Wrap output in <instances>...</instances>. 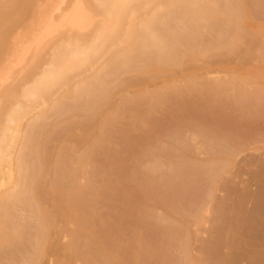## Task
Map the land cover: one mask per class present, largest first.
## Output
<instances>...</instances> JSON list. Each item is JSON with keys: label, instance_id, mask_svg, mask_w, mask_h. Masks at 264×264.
Masks as SVG:
<instances>
[{"label": "bare ground", "instance_id": "6f19581e", "mask_svg": "<svg viewBox=\"0 0 264 264\" xmlns=\"http://www.w3.org/2000/svg\"><path fill=\"white\" fill-rule=\"evenodd\" d=\"M218 56H238L246 66H248L250 61L254 58L264 62V0H0V264H6L3 262L5 261L3 258L6 259V257L9 256L6 255V257L3 256L2 258L1 254H3V251L11 248V251H13V248L22 241L23 243L31 241V244L29 243L31 249L28 250V255H30L28 259L26 257V262H28V264H43V259L46 258V255L56 250L59 251V247L52 244V241L56 236L59 237L60 234L70 237L71 241L68 243L66 242L64 250L72 254V259H79L80 256L78 255L79 252L77 249L84 248V253L83 255L81 254L80 258L83 264H91V262L94 261V257L95 260H97L96 256L100 259L98 261H102V259L105 260L103 264H141L143 253L148 251L150 253L151 250L154 251L151 247L148 249L149 243L147 245L148 247H146V244H142L145 241L142 242L139 236L135 240L133 238L131 244L127 245V247L129 246L127 249L130 250V257L128 256L129 253L126 252L127 249L125 250L124 254L128 253L126 256L127 258L129 257V260L125 261L124 259L126 258L122 259L119 256L118 246L116 245L117 249H113L110 244L114 242L112 245H115L117 234L114 235L115 233L110 231L112 229L109 230L105 227H97V222L95 223L94 219L96 215L93 211L94 207L89 211H81L86 209L82 206V200L90 193L89 186L85 184L84 181L92 177L87 176L89 173L88 171H90L89 164L91 163L88 152L86 151V154L83 153V155L72 157L79 151L80 147L89 145L95 138L97 130L102 125V123L98 121L102 118L106 119L107 116L112 113V106H115L113 105L114 100L120 92L125 93L129 91V88L133 89V92L136 93L143 90V94H147V98H149L151 102H156L157 98L161 95L163 97V94L164 98H166L165 88L167 87H162L163 89L159 88L160 90L157 89V91L154 90L150 92L147 90V87L151 80L166 75H172L176 69L183 67L188 62H192L191 64L197 67L200 61L210 60ZM263 62H260L261 65L258 64V67H256L254 77H244L239 74H230L224 77L214 76L211 78L201 76L199 78L190 79V82L195 83V88L196 84H202L201 86L204 85V88L206 84V89H209L215 94L224 95L237 104L246 100H264ZM210 67V63H208L203 67L204 71L207 73ZM260 81H263V85H259ZM197 87L200 86L197 85ZM125 102L124 104L128 103ZM121 105H123V103ZM125 106L127 107V105ZM154 107L152 109H154ZM53 117L55 120L51 121ZM143 118L141 119L143 120ZM138 120L139 119L136 121ZM192 121L189 122L190 125L188 123H185V125L188 124L191 127ZM144 126H146V123ZM183 126L184 125H182V127ZM184 127L186 128V126ZM208 127L205 128L208 130ZM178 128L177 125V129ZM247 128L248 127H246V129ZM152 129L149 130H151L153 134ZM214 129L217 130L218 128ZM60 133L64 134L62 135L63 141L73 143L69 146V149L67 148L65 150L66 146L64 148V145L61 147L62 145H60V143L62 140L57 138V134ZM197 133L198 134H195L193 139L196 141L198 137L201 138L203 147H209L208 145H210L211 140L213 141L216 138L207 136L206 134L208 132H204L205 135L201 131ZM240 133L242 135V130ZM208 134H210V130ZM245 134H247V132ZM97 136L100 137L101 135L97 134ZM219 136L218 138H221L223 135ZM148 137L151 136L149 135ZM148 137L147 140H149ZM153 139L156 140V137ZM97 140L98 138L96 141L94 140L96 145ZM219 141L220 139L217 142ZM102 143L103 142H101V144ZM95 151L93 150V152ZM211 151L219 152L221 150L213 148ZM229 154L230 153H228V155ZM66 157H68V159L70 158L69 161H71L72 158L70 162L72 164V169H70L71 166L69 165L70 171H68L72 176V185H70L69 188H66V186L62 188L61 185H47V177L56 167H59L60 163H65L63 159ZM91 161H93V158H91ZM172 163L165 164L163 160L157 159L151 164L153 166L150 165V168L148 167L146 169L147 173L142 171L145 175V179L140 177L141 180L138 178L139 180L137 183L135 182L136 184L134 185H123V187L125 186L124 191L126 194L123 195L122 193L121 195H128L130 198L135 196L141 197L142 199L139 200H142L143 203L145 201L146 205H152L153 203H149L151 201L156 203L155 205L153 204L152 207L160 206L163 207V209L168 207L169 212H166L167 214L162 217L164 219H169L170 222H172L171 225L179 224L178 226L180 228L182 220L185 219L181 218L178 220L170 218L174 215L177 208L172 207L169 202L170 205L167 203V200H165L167 197L164 199L158 196L159 194L158 192L156 193L157 190L154 187V183L157 182H153L154 180L152 178L153 173L156 174L158 170L163 169L165 166H167L172 173H177L179 166L178 169H176L174 167L175 164L172 165ZM228 163L229 160L226 159L224 164H217L212 161L203 165V168L207 170L206 172H210V186L213 188L212 191L217 185ZM121 166L123 168L124 165L122 164ZM57 172L59 173V171ZM91 172L92 171H90V173ZM65 174H67V172H63L62 175L66 176ZM138 174H140L138 176H142L141 172ZM59 175L62 176L60 173ZM71 176H68V178ZM58 178L59 177H57V179ZM106 180H108V178ZM91 181H93V179ZM114 181H116L115 178ZM59 182L61 183V180H59ZM104 182H107L108 185L106 186L103 184V186L100 184L101 186L95 189L96 192H91L92 197L94 196L98 199L99 194H101L104 188L111 194L110 191L118 187H112L111 182L110 185L108 181ZM169 183L171 185V182ZM118 184L116 183V185ZM121 184L119 185L121 186ZM170 185H166V188ZM92 186L93 184L91 183L90 188H92ZM161 186L162 185H159V187ZM94 188L95 187L92 189ZM166 188L161 190H167ZM118 189H120V187H118ZM161 190H159V192ZM229 190L231 191V188H229ZM212 191L208 193L207 197H211ZM162 192L163 191H161V193ZM165 193L166 191H164L163 197L167 196ZM114 195L113 192L112 198H114ZM258 195L260 196L259 193ZM104 197H102V199ZM117 197L115 196V198ZM255 197L256 195L254 198ZM128 199L123 200L126 201ZM242 200L243 198L239 200L242 208H240V211L244 209V200L243 203ZM258 200H255V202H258ZM91 201L93 200H87V202ZM98 201H100V198ZM133 201H135V199ZM261 201L263 200H260V202ZM130 202L131 200L127 205L124 203L126 206L125 212L127 211L128 216L125 220L127 218L130 220L132 215L137 214L132 212L134 210L132 206L134 203L131 204ZM235 202L238 201L236 200ZM260 202V207L263 209L260 210L258 207L259 204L256 207L257 203H254V209H257L252 211V213L248 211L247 213H251H249V217H247L248 214H246V212L244 213V217L246 216L247 220L243 219L244 217L234 219L239 221V224L241 221H244V225L241 223L244 227L249 225V223L253 221L252 219H258L257 221L259 222L255 220L256 222L251 223L257 226V228H259L258 224L264 226V223H261L262 220L264 221V214L261 212L264 211V205ZM96 203L98 204V202ZM208 203L210 202L206 201L195 209L194 215L192 216L194 225L199 226L204 221V215L208 212L206 207ZM224 204L226 203L224 202ZM87 205L90 208L89 204ZM146 205L145 207H143V205L139 207L146 209ZM119 207L121 210L122 206ZM149 207L151 208V206ZM222 207L226 209L223 210L221 209ZM222 207H219V209H221L219 214H217L218 210L216 211V215H218L220 221L215 218L213 219V223H216L213 224V227H215L214 230L217 232L215 231L216 233H214L212 228V233L214 234H211V237L208 239V242L212 239V245L211 242L210 244L208 243L209 246L211 245L210 247L207 244H203L204 247L203 249L201 248L203 250V252L201 250L202 256L201 254L199 256H194L190 252L189 245L190 239H192L191 237H194L193 233H189L190 235L187 234V236L184 237L185 240L178 238L182 243L181 241L178 242L177 244L180 245L176 247H182L183 254L181 253V255H184V260L186 259L189 264L190 262L191 264H203L204 262L207 264L206 262H208V260V264H211L214 257L215 259L220 257L218 256L219 253L218 255L216 253L220 251L222 253V250L218 251V247L226 240H228L226 242L227 245L231 242H229L228 235L225 236L226 230H230V225L227 224L229 223V219L227 218L228 215L226 216L225 212H228L227 210L230 211V209L223 205ZM142 208L137 214V216L139 215L137 221L141 220L145 215ZM149 210L153 211L151 209ZM258 210H260V212ZM146 211L144 210V212ZM233 211H235V209H233ZM240 211L236 210L235 212ZM244 211L245 210H243V212ZM122 212L121 210V213ZM243 212L241 214L242 216ZM125 214L126 213L122 215ZM140 214L141 218L139 219ZM146 214L148 217L149 212L147 211ZM237 215L240 214L237 213ZM231 217L229 218L231 219ZM248 218L249 222H247ZM143 220H145L144 217ZM217 221L220 224H218ZM32 222H34L33 232H31L32 230L30 231L27 226V224ZM133 222H136V216ZM143 222L147 223V221ZM154 223H156V221ZM254 223H257V225ZM99 224H101V222ZM110 224L107 223L105 225L112 226L113 228L115 227ZM113 224H115V222ZM116 224L118 225V222ZM130 224L133 223L131 222ZM130 224H127L128 226L125 225L129 227ZM224 224L226 226H224ZM251 224L250 226H252ZM71 226L76 227L75 230L72 231ZM236 226L237 225L233 227V224L231 225L233 230ZM239 226L237 227L238 231L242 229L239 228ZM255 226H253L252 229L259 231L260 228L256 229ZM59 227H61V229ZM122 227H124V225ZM244 227V230L240 231L242 234L248 232L255 236L257 234H259L257 236H260L261 234V230L256 233H250V228L247 229V227ZM114 229L116 230V228ZM169 229L172 231L171 227ZM236 230L237 229H235V232ZM27 231L31 233L29 232L27 234ZM231 231L228 233H231ZM173 232L174 230L171 234H174ZM240 232H238V234ZM217 233H220V237L223 236L222 238H224L221 240L222 244ZM177 235L179 236V234ZM188 235L190 239L187 238ZM229 235H233L232 237L235 239L232 240V237H230L233 243L229 244V247H232V244L234 249L238 248L240 246L239 244H241L240 247H242L244 242L241 243L242 240L240 238L237 241L235 237V235H237L236 233ZM224 236L227 237L226 240ZM122 237L121 239H123ZM167 237H174L173 239H175L176 236L172 235ZM252 238L256 239L255 237H251L250 239ZM26 239L28 240L24 241ZM257 239L259 240L258 237ZM251 241L249 240L250 245L255 240L253 242ZM218 242H220L219 246ZM235 242H238L236 244L237 246L234 245ZM256 243L260 244L258 242ZM256 243L254 242L253 244ZM93 246H96L94 247L95 249ZM221 247L223 248V246ZM22 250L23 249H20V251ZM231 250L229 251L231 252ZM250 250L252 249L248 250V248H246V252H250ZM24 251L26 253V250ZM259 251L260 252L256 254L261 256L260 253L264 251V248H261V250L259 249ZM6 252H4V255ZM212 253L214 256H211ZM151 254L152 253H150V255ZM227 254L229 255V253ZM236 254H233V252L232 255L230 254L229 256L224 254L226 259L223 258L225 259L223 262L226 261L227 263L228 261L229 263H234L233 261L236 260L235 258L241 257H238L239 253L237 257L235 256L233 258L232 256ZM145 255L146 256H143L145 257L143 260L149 257L147 254ZM22 256L26 255L22 254ZM99 256L102 257V259ZM208 256H211L212 259L208 258ZM245 256H247V253ZM123 257H125V255ZM228 257L231 258L228 260ZM259 258L255 257L256 260L253 259L254 262L257 261L255 264H260L259 262L264 264V255ZM68 259L70 260L69 255ZM215 259L212 263L215 262ZM218 260H220V262L222 261L220 258ZM218 260L215 263L218 262L219 264ZM254 262L252 263L254 264ZM93 263H95V261ZM248 264L251 263L249 262Z\"/></svg>", "mask_w": 264, "mask_h": 264}, {"label": "rangeland", "instance_id": "374dc122", "mask_svg": "<svg viewBox=\"0 0 264 264\" xmlns=\"http://www.w3.org/2000/svg\"><path fill=\"white\" fill-rule=\"evenodd\" d=\"M260 62H263V61H259L258 59L254 58L250 61V64L248 66H246L244 64V62L238 56L214 57L210 60L200 61L198 63L197 67H194V64H191L192 62H188L183 67L176 69L172 75H166L163 77H159V78L153 79L149 82L150 84L148 85L147 90L150 92H152L154 90L157 91V89L160 90L159 88L163 89L162 87H167V88H165L166 90L164 89L166 91V93H165L166 98H164V94H163V97L161 95L159 98H157V101L155 100L156 102L152 101L153 103L151 102V100L149 98H147V94H143V90L136 93V92H133V89L129 88L128 89L129 91H127L125 93L120 92V94H118L115 98L116 101L114 100L113 105H115V106L114 107L112 106V113L109 114L106 119L102 118L98 121L99 123H102L103 126L101 124H99L101 126L99 127V129L97 130L96 133L100 134L101 136L98 137L97 134H95V138L90 142L91 145L89 144V145H84V146L80 147L79 151L73 155L72 158L83 155V153H85V151H86V152H88V156L90 158V163L92 164V165L89 164V170L92 172L90 173V171H88L91 175L89 173L87 175L88 177H90V176H92V177H90L91 179H86L84 181L85 184H88L90 193L88 194V196L86 195L83 198V200L84 199L85 200H84V202L82 200V206L86 209H83L81 211H83V212H85V210L89 211L90 209H92L94 207L93 211L96 214L94 219H95V223L97 222V224H96L97 227H99V228L105 227V228H108L109 230L112 229L110 231L112 233H115L114 235L117 234L116 235L117 240L115 242V245L114 246L112 245V243H114V242H112L110 244H111V247H113V249H117V246H118V251H119L118 253L122 259L126 258V259H124L125 261L129 260L130 250L127 249V248H129V246L127 247V245L131 244V241H133V238L135 240L139 236V239L142 242L145 241L142 244H146V247L149 246L148 249L150 247H151V249H154V251H152V250H151L152 252L150 251V253H152L153 255L152 254L150 255L149 251L146 253H143V256H146L145 254H147L149 257H147L145 260H143V258H145V257L142 256V261H141L142 263L140 262L141 264H143V263L144 264H189L186 261V259L184 260V258H183L184 255L183 256L181 255V253H182L181 248L182 247H179V248L176 247V246L180 245L177 243L180 242L182 239L185 240L184 237H186L187 234L193 233L194 237H191L192 239L189 238L190 234L187 237L191 240L190 245H189L190 252L194 256H197V255L199 256L200 254L202 256V252H203L202 249L204 247L203 244H205V245L206 244L208 245V243L210 244V242L212 240L211 239L210 242H208V239L211 237L210 235L217 232L216 230H214L215 227H213V224H216V223H213V221H214L213 219L215 218L216 220L217 219L219 220L218 215H216V211L218 210L217 214H219L221 209H223V210L226 209V208H223L222 205L227 207L228 209H230V211L227 210L228 212H225L226 216L228 215L227 218L229 219L228 220L229 223H227V222L226 223L229 224L230 227L232 224H233V227L235 225H237L234 228V230H233V227H231V228L229 227L230 230H228L226 228L227 230L226 229H224V230H226L227 232L223 231L226 233V235L224 233L225 236L228 235L229 242L231 241L229 244L233 243L232 240H235L232 237L233 235H231V236L229 235L232 233L237 234V235H235V237L237 238V241L240 238L242 240L241 243H243V242L244 243L242 244V247H240L241 244H239L240 246L238 248L235 247L236 249H234L233 244L231 245L233 248L229 247L230 246L229 244L228 245L226 244V242L228 240H226L227 237H225V236L224 237H225L226 241L223 240L225 244L224 243L222 244L221 240L224 238H222L223 236L220 237V235H219L220 233H217L219 235V239H220V242L222 244V245H220L219 244L220 242H218V246L219 245H220L219 247L223 246V248L218 247V251L222 250V253H221V251L216 253L215 250H214V252L217 255L219 253L218 256H220V257H217V255H216V257L218 259L220 258L222 260L221 261L222 263L220 262V260L215 259V257L213 258V261L215 259V262L218 260L219 264L220 263L221 264H227V263L231 264L232 262L229 263L227 261V263H226V261L223 262V260L226 259L224 254H226V256H229L230 254L232 255V252H233V254H236V253L239 254L240 253L238 255V257L241 256L239 258H235L236 259L235 261L238 262V260H239V262H240V263L239 262L237 263V262L233 261L235 264H248L249 262L251 264H253L252 263V262H254L253 259L256 260L255 257L256 258H259L261 256L263 257L264 251L263 252L261 251L262 252V253H260L261 256L256 254V253L260 252L259 249L261 250V248H264V234H263L264 226L263 225L260 226V224H258V227L260 229L257 228V226L252 225L251 223L256 222L258 219L257 220L252 219L253 221L251 223H249V225H246L245 227H247V229L250 228V233L251 232L256 233V232H259L261 230L260 236H257L259 234H257L256 236L254 234H249L248 231H247L248 233L242 234L240 231L244 230L243 229L244 221L243 222L241 221V223L243 224V225H241V223L239 224V221H237L234 218H238V217L243 218L245 215L244 214L245 212H246V214H248L247 217H249V215L252 213V211H255L257 209V208L254 209L255 208L254 205L257 203L256 204V207H257L260 200H263L261 202L264 205V194H263V191H264V186H263L264 185V175L263 174L264 173H262V172H264V100H259V101L258 100L257 101L246 100V101L239 102L237 104V103H234L233 101H231V99H229L228 97H225L224 95L215 94V93L211 92L209 89H206L207 88L206 84H205V88H204V85L201 86L202 84H196V88H195V85H194L195 83L190 82V79L199 78L201 76L211 78L214 76L224 77V76H227L230 74H234V75L239 74V75H242L244 77H254L255 76V69H256V67H258V64L261 65ZM208 63H210L211 67L208 69L209 71H207V73H206L204 71L203 67H205V65H207ZM197 85H199L200 87H197ZM259 85H263V81H260ZM125 101L128 103H126ZM115 102H116V104H115ZM121 102L123 103V105H121L122 104ZM124 102L126 104H124ZM128 104H129V106H128ZM125 105H127L128 108ZM153 107H154V109H152ZM157 107H159V108H157ZM124 110H126L127 112ZM137 117H139V118H137ZM141 118H143V120ZM137 119H139V120L136 121ZM53 120H55L54 117L51 119V121H53ZM139 121H142V122H139ZM191 121H192V124H191L192 126L190 127L189 122H191ZM145 123H146V126H144ZM185 123H188L189 125L188 124L185 125ZM177 125L179 127L178 129H177ZM182 125L186 126V128L184 126H183L184 127L183 128ZM104 126H105V128H104ZM213 126H215V127H213ZM205 127L206 128L208 127V130ZM246 127H248L249 129L248 128L246 129ZM214 128H218V129L216 130ZM149 129H152L153 134H152L151 130H149ZM245 129H246V131H245ZM209 130H210V134H208ZM241 130H242V135L240 133ZM98 131H99V133H98ZM149 131L151 132V134ZM199 131H201L203 133L208 132L206 134L207 136H210V137L212 136L213 138L216 137L215 140H213V141L211 140L210 145H208L209 147H203L202 146V139L201 138L198 137L196 141L193 139L194 135L198 134L197 132H199ZM217 131H219V132H217ZM246 132H247V134H245ZM205 133H204V135H205ZM223 133H225V134H223ZM219 134H220V136L221 135H223V136L221 138H218ZM62 135H64V134L63 133L57 134V138H60L62 140ZM106 135H108V136H106ZM146 135H148V136L150 135L151 137H148ZM158 135H159V138H158ZM103 136H105V137H103ZM152 136H155L156 140L153 139L155 137H152ZM225 136L227 139L228 138L229 139L227 140L225 138ZM101 137H102V139H101ZM147 137L149 140H147ZM97 138H98V140H97V145H96L95 141ZM219 139H220V141L217 142ZM101 142H103V143L101 144ZM72 144H73L72 142L68 143L67 141H63V140L60 143V145H62L61 147H63V145H64V148H65V146H66L65 150L67 148L69 149V146ZM215 144H216V147H215ZM89 146L91 147V150H90ZM213 148L221 150V151H219V152L211 151V150H213ZM95 149H96V151H95ZM93 150L95 152H93ZM228 153H230V154L228 155ZM72 158H71V161H72ZM91 158H93L94 162L91 161ZM69 159H68V157L64 158L63 161L65 162L64 164L66 166L63 164V162L60 163L59 167H56L53 170V172L47 177V180H46L47 185H51V184L52 185H61L62 188H65V186H66V188L67 187L69 188V186L72 185V176H71L70 172H68V171H70V169H72V164L70 163L71 161H69ZM157 159L163 160L165 162V164L166 163L171 164L173 162L172 165L175 164L174 167L176 169H178V166H179V169L181 168L180 170L178 169L179 172L177 170V173H175V172L172 173V171L170 169H168L167 166H165L163 169L158 170V172H156V174L153 173V175H152V178L154 180L153 182H157V183H154V187L157 190L156 193L158 192V194H159L158 196H160L164 199L167 197V199H165V200H167V203L169 202L172 205V207L177 208L174 215L171 216L170 218L178 219V220L181 218L185 219V220H182V224H180V228L178 226L179 224L171 225L172 222H170L169 219H164L162 217V216L167 214L166 212H169L168 207L163 209V207L155 206L156 207L155 208L152 206H153V204L155 205L156 203H154L152 201L149 202V203H153L152 205L151 204L146 205L145 201L143 203L142 200H139V199H142L141 197L135 196V197L130 198V197H128V195L123 196L124 194H126L124 191L125 186H131L132 184L134 185L137 183V181L139 179L141 180V178L145 179L144 173L145 172L147 173L146 169L151 164H153V162L156 161ZM226 159L229 160V163H228L226 169L224 170V172L221 174L219 181H218L217 185L215 186L214 190L212 191L213 188L210 186V176H209L210 172H206L207 170L205 168H203V165L208 164L212 161H214L217 164H224ZM119 163H120V165H119ZM121 163L124 165L123 168L121 166L122 165ZM69 165L71 166V168L69 167ZM151 166H153V165H151ZM59 168L61 170L62 169L63 170L61 171ZM137 168L138 169L140 168V169L138 170ZM67 169H69V170H67ZM121 170H122V173H121ZM57 171H59V173L61 175L63 174V172H65V173L67 172V174L68 173L69 174L68 175L65 174L66 176H63V175L60 176ZM142 171H144V173H142ZM203 171H204V173H203ZM140 172H141L142 176H138V175H140V174H138ZM120 174H121V176H120ZM172 175H174V176H172ZM56 176L59 178L57 179ZM68 176H71V177L68 178ZM205 176L209 180H207L205 178ZM107 178H108V180H106ZM114 178L116 179L117 182L114 181ZM134 178H136V179H134ZM166 178H168L170 180L172 179V180L170 181ZM92 179H93V181H91ZM117 179H121L122 181L117 180ZM59 180H61V183L59 182ZM88 180H89V182H88ZM165 180L166 181L168 180V181L166 182ZM174 180H175V182H174ZM104 181H108L109 185L111 182L112 187L115 186V188H116L118 186V187H120V189H118V187H117L116 189L110 191L111 192V194H110L109 191L107 192L104 188L103 190H105L106 192L102 190L101 191L102 195L99 194V196L100 195L101 196L100 197L98 196V199H96L97 197H94V196H93L94 197L93 198L91 192H93V191L96 192L95 189H97L99 186H101L103 184H105L106 186L108 185V183L104 182ZM159 181L162 183H160ZM97 182H99V183H97ZM115 182L117 184H118V182H119V184H121L122 182H125V183H122L120 186L119 184L116 185ZM169 182H171V185ZM91 183L93 184L92 188L95 187L94 189L90 188ZM172 183H175V184H172ZM165 184L170 185V186H168V188L169 187L170 188L169 189L166 188ZM63 185H64V187H63ZM123 185H125V186L123 187ZM159 185H162V186L159 187ZM172 185H173V187H172ZM210 187H211V190H210ZM227 187H228V189H227ZM165 188L167 190H161V189H165ZM229 188H231V191L229 190ZM159 190H161L163 192L161 193V191L159 192ZM164 191H166L165 195H167L165 197H163ZM211 191H212L211 197L209 198L207 196H208V193ZM113 192L115 194L114 198H112ZM118 192L120 195L118 194ZM122 193H123V195H121ZM258 193L260 194V196L258 195ZM90 195L92 198L90 197ZM106 195H108V196H106ZM255 195H256V197H255L256 199L254 198ZM115 196L116 197L118 196L117 197L118 199L115 198ZM102 197H104V198L102 199ZM257 197H259V198H257ZM99 198H100V201H98ZM128 198L131 200V202H130L131 204L134 203L132 205L134 208V210L132 212H134V213L138 214L140 212L139 210L142 208L139 206L143 205V207H145V205H146V209L142 208L143 213H145V215L143 216L145 220H143V217L141 218V214H140L139 219L141 218L142 222H141V220L137 221L139 215L137 216V214H134V213L133 214L136 216V222H133L134 218H135L134 215H132L133 218L130 217L131 221L128 220L129 218L126 219L127 221L125 220V218L128 216H127V211L125 212L126 206L124 203H126V205L129 203L130 200ZM136 198H137V200H136ZM238 198H239V200L242 198L244 200V204H243V208H244L243 210H245L244 212H243V210L240 211L242 208L240 206ZM115 199H117V200H115ZM123 199H128L129 201L128 200L125 201ZM134 199H135V201H133ZM87 200L88 201L93 200V201L87 202ZM108 200H109V202H108ZM236 200L238 202H235ZM243 200H242V203H243ZM255 200H258V202H255ZM111 201H112V203H111ZM137 201H140V202H137ZM206 201L210 202L206 206L208 209V212L205 213V215H204V221L199 226H196L193 223L192 216L194 215V211L197 208V206H199L200 204L202 205ZM96 202H98V204ZM224 202L226 204H224ZM138 203L141 205H139ZM242 203H241V205H242ZM87 204H89L90 208L88 207ZM119 206H122V208H124V209L121 208V210L123 211L122 213H121V210L119 209L120 208ZM149 206H151V208ZM220 206L222 207L221 209H219ZM138 207H139V210H138ZM258 207L260 208V210L263 209L260 207V204ZM149 209H151L153 211H150ZM233 209H235V211L237 210L240 212H235V211H233ZM96 210H98V211H96ZM144 210L145 211L147 210L149 212L148 217L146 216L147 211L144 212ZM260 210H258V211L260 212ZM248 211H251V213L250 212H249L250 214L247 213ZM150 212H151V214L153 213L152 214L153 216L150 214ZM242 212H243V216L241 215ZM261 212H263V214H264V211H261ZM124 213H126V214L122 215ZM141 213H142V211H141ZM230 213H232V214H230ZM237 213L240 214L241 216L237 215ZM98 215H99V217H98ZM230 215L233 217H231ZM123 216H124V218H123ZM96 217H98V218H96ZM149 217H151V218H149ZM161 217H162V219H161ZM229 217H231V219ZM263 217H264V215H263ZM116 218H119V219H116ZM151 219H153V220H151ZM243 219H246V216ZM101 220H103V221H101ZM115 220H117V221H115ZM120 220L123 222H121ZM143 221H147V223L143 222ZM155 221H156V223H154ZM100 222H101V224H99ZM103 222L105 224L111 223L113 226H115L114 228H116V230L117 229L118 230L116 231L112 226L110 227L109 225H105ZM114 222H115V224L118 222V225L113 224ZM131 222L133 224H130ZM230 222H233V223H230ZM247 222H249V218H248ZM257 222H259V221H257ZM124 223L126 225L130 224L129 227H127L128 225L126 226ZM217 223H218V221H217ZM261 223H264V221L262 220ZM33 224H34V222L27 224L28 229L30 231L32 230L31 232H33V230H34ZM136 224L137 225L139 224V225L137 226ZM218 224H220V223H218ZM225 224H224V226H226ZM250 224L252 226H250ZM254 224L257 225V223H254ZM123 225H124V227H122ZM143 225L145 226V228ZM214 226H217V225H214ZM224 226H222V227H224ZM238 226H239V228H242L239 231L237 228ZM253 226H255L256 229H259V231L253 230L252 229ZM262 226H263V229H262ZM170 227H171L172 231L174 230V232H173L174 234H171L172 231H170V229H169ZM255 227H254V229H255ZM59 228L61 229V227H59ZM75 228L76 227L71 226L72 231L75 230ZM125 228H127V229H125ZM141 228H143V229H141ZM212 228L214 230V233H212ZM60 229H58V230H60ZM235 229H237L236 232H235ZM222 230H223V228H222ZM119 231H120V233H119ZM229 231H231V233H228ZM237 231L240 232L242 235L240 233L238 234ZM29 232L27 231V234ZM138 232H139V234H138ZM177 234H179V236ZM221 234H223V233H221ZM244 234H245V236H244ZM172 235L176 236L175 239H173L174 237H172V238L170 237L171 239L169 237H167V236H172ZM62 236L63 235L60 234L59 237L56 236L52 241V244L57 245L59 247V249H58L59 251L56 250L55 252H50L49 253L50 256L46 255V258L44 257L45 259H43L44 263L43 262L42 263L43 264H62L64 262L63 264H83V261L80 258H81V254L83 255V253H84V250H83L84 248L81 246L82 249H79V248L77 249V251L79 252V254L78 253L77 254L80 256L79 259H77V260L72 259V257H73V256L71 257L72 254L69 253L68 251L64 250V245L66 244V242L68 243L71 241L70 237L69 236H67V237L63 236L62 237ZM250 236L255 237L256 239H254V238L250 239L251 238ZM121 237L123 239H121ZM230 237H232V240ZM257 237L259 238V240L257 239ZM178 238L181 240L179 241ZM247 238H248V240H247ZM27 240L28 239H26L24 241H27ZM249 240L250 241L252 240L251 242H253L255 240L254 241L255 243L258 242L260 244L256 243L257 244L256 245V244H253L254 243L253 242L251 244L252 245L251 246L249 243ZM30 242L27 241V242H25L27 244H25L22 241L21 243H19L20 245L17 244L13 248L14 249L13 251H11L12 248L9 250L5 249L3 251V254H1V257L2 258H3V256L6 257V255H9V256H7L8 259L6 257L7 260L5 258H3L5 261H3V260L2 261L6 264H8V263L11 264L12 262L14 264H17V262H18V264H28V262H26V257L28 259V256L30 255V254L28 255V253H29L28 250L31 249V245H30L31 243ZM148 243L150 245H154V246H150V245H148ZM181 243H182V241H181ZM237 243L235 242L234 245H236ZM22 244H24V245H22ZM244 244L246 245V247ZM124 245H125V247H124ZM211 245H212V242H211ZM24 246H25V248H24ZM29 246H30V248H29ZM18 247H19V250H18ZM94 247H96V246H93V248ZM122 247H124L125 249ZM157 247H158V249H157ZM215 248H217V247H215ZM246 248H248V250L249 249H252V250H250V252H248V251L246 252ZM20 249H23V250L20 251ZM179 249H181V250H179ZM228 249L229 250L232 249L231 252ZM15 250H18L19 252L15 251ZM24 250H26V253ZM79 250H81L82 252ZM121 250H123V251H121ZM125 250H126V252L129 253L128 258L126 256L128 253L124 254ZM201 250H202V252H201ZM254 250H257V251H254ZM4 252H6L5 255H4ZM12 252H14L15 254ZM120 252L121 253L123 252L122 256H121ZM153 252H155V253H153ZM204 252H205V250H204ZM213 253L211 256H214L215 253L214 254ZM227 253H229V255ZM246 253H247V256H245ZM16 254H18V255H16ZM22 254L26 255V256H22ZM154 254H155L156 258L154 257ZM237 254L233 255L232 257L233 258L235 256L237 257ZM253 254L256 256H254ZM68 255L70 257V260L68 259ZM124 255H125V257H123ZM251 255H252V257H251ZM18 256H19V258H18ZM211 256L210 257L208 256V258L212 259ZM9 258H11L13 261ZM14 258L16 261L14 260ZM100 258L102 259V257H100ZM223 258H225V259H223ZM229 258H231V257H228V260H229ZM65 259L66 260L68 259L67 262ZM96 259L97 260H95V257H94L93 260L95 261V263H93L94 262L93 261V262H91V264H103V263H105L104 259H102L103 262L98 261V260H100V259H98V256H96ZM10 260H11V262H10ZM21 260H22V263H21ZM232 260H234V259H232ZM248 260H249V262H248ZM259 260H260V258H259ZM45 261H46V263H45ZM143 261H145V262H143ZM261 261H263V260H261ZM182 262H185V263H182ZM208 262H209V260H208ZM208 262H206V263L208 264ZM212 262H211V264L215 263V262L214 263H212ZM255 262H257V261H255ZM255 262H254V264H255ZM234 263H232V264H234ZM259 263L261 264V262H259ZM190 264H191V262H190ZM203 264H205V262ZM215 264H218V262Z\"/></svg>", "mask_w": 264, "mask_h": 264}]
</instances>
